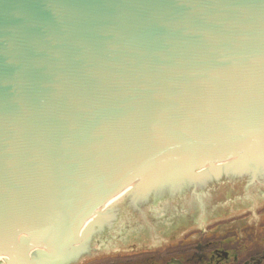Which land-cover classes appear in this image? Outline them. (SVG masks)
Wrapping results in <instances>:
<instances>
[{"label": "water", "instance_id": "1", "mask_svg": "<svg viewBox=\"0 0 264 264\" xmlns=\"http://www.w3.org/2000/svg\"><path fill=\"white\" fill-rule=\"evenodd\" d=\"M261 149L264 0H0V262Z\"/></svg>", "mask_w": 264, "mask_h": 264}, {"label": "rangeland", "instance_id": "2", "mask_svg": "<svg viewBox=\"0 0 264 264\" xmlns=\"http://www.w3.org/2000/svg\"><path fill=\"white\" fill-rule=\"evenodd\" d=\"M262 216L264 149L241 155L203 175L145 192L83 240L66 264L83 259L114 260L119 252L140 248L163 249L173 238L193 231L237 227L238 221Z\"/></svg>", "mask_w": 264, "mask_h": 264}, {"label": "flooded vegetation", "instance_id": "3", "mask_svg": "<svg viewBox=\"0 0 264 264\" xmlns=\"http://www.w3.org/2000/svg\"><path fill=\"white\" fill-rule=\"evenodd\" d=\"M238 224L221 230L193 231L185 237L173 238L163 249L140 248L119 252L118 259L114 260L83 259L71 264H264L263 216L245 223L238 221ZM0 264L6 262L1 261Z\"/></svg>", "mask_w": 264, "mask_h": 264}, {"label": "bare ground", "instance_id": "4", "mask_svg": "<svg viewBox=\"0 0 264 264\" xmlns=\"http://www.w3.org/2000/svg\"><path fill=\"white\" fill-rule=\"evenodd\" d=\"M235 159H237V158H235ZM235 159H234V160H235ZM26 264H28V263H26ZM29 264H31V263H29Z\"/></svg>", "mask_w": 264, "mask_h": 264}]
</instances>
